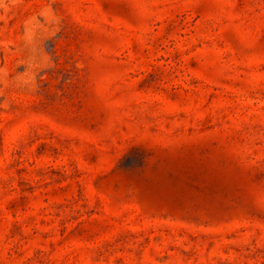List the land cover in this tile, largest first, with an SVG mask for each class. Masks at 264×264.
<instances>
[{
  "label": "rangeland",
  "instance_id": "rangeland-1",
  "mask_svg": "<svg viewBox=\"0 0 264 264\" xmlns=\"http://www.w3.org/2000/svg\"><path fill=\"white\" fill-rule=\"evenodd\" d=\"M0 264H264V0H0Z\"/></svg>",
  "mask_w": 264,
  "mask_h": 264
}]
</instances>
